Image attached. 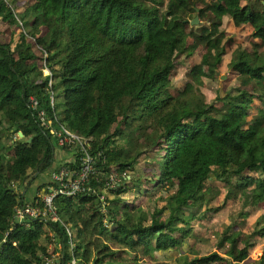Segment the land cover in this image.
<instances>
[{
  "label": "trees",
  "instance_id": "16d2710c",
  "mask_svg": "<svg viewBox=\"0 0 264 264\" xmlns=\"http://www.w3.org/2000/svg\"><path fill=\"white\" fill-rule=\"evenodd\" d=\"M16 1L0 0V22L14 29L0 39V264H46L51 253L49 264H147L184 243L192 255L166 264H264V252L250 258L264 211L242 227L264 207V0H31L21 15ZM225 19L251 29V48L229 60L250 89L207 102L196 64L172 92V72L199 46L216 78ZM41 111L53 128L87 138L96 156L88 193L54 197L72 249L62 221H13L22 196L32 202L57 186L62 159ZM60 149L76 168V153ZM112 170L129 177L109 188Z\"/></svg>",
  "mask_w": 264,
  "mask_h": 264
},
{
  "label": "rangeland",
  "instance_id": "374dc122",
  "mask_svg": "<svg viewBox=\"0 0 264 264\" xmlns=\"http://www.w3.org/2000/svg\"><path fill=\"white\" fill-rule=\"evenodd\" d=\"M30 6H31V0H17L15 2L16 12L17 14H20V15L23 14L26 8ZM199 24H200V20L198 21V24H194V25H199ZM220 29L226 32L228 39L225 42L226 53L223 56L221 62L216 66V78L210 77L208 75L209 71L207 69V65L204 63V56L207 54V51L204 49V47L199 46L195 49V51L188 58H184L182 61H180V63L176 66V69L172 72L171 87H170L172 92H175L177 89L183 87L184 82L186 81V72L189 71L196 64H202V68H201V72L203 74L202 91L205 95L207 102L213 101L218 93L223 95L224 92H226L227 90H229L231 87H234V86H241V87L250 89L251 85L246 80H240L239 77L237 76V72L231 69V67L229 66V60L232 56L231 53L233 50L235 51L237 49L243 50V49L251 48V42L253 41V39L250 36L251 29L248 26L239 27V28L234 27L231 21H228L226 19L224 20ZM12 32H14V29L12 26H9V25H6L0 22V39L2 41H8L9 33H12ZM191 41L192 40L190 39V42ZM39 63L42 64V62H39ZM44 74H47V70L44 71ZM254 109L255 108H251L249 110V113L253 114L255 112ZM52 142L54 144V151H55L56 158L58 157L59 153L62 152L64 154V158H62V160H65V161L69 160V158L71 157V154L69 153V151L61 150L60 147L56 145V142H55V139H53V136H52ZM144 157L145 156L142 154L138 158L140 166L143 164ZM56 158L55 160L57 161L58 159ZM139 165H137L138 170H140ZM124 199L129 200V201L134 200L131 193L127 194ZM144 202H146V200H144ZM220 203H222V201L218 199L217 204H220ZM228 210L232 213L231 214L232 220H234V218L236 219L237 212L240 210L239 202L229 203ZM263 211H264V207H261L260 210L256 211L255 215L247 217L246 224H243L242 226L243 229L245 231L247 229L249 230L251 226L253 225L255 218L259 214H261ZM261 226H264V221L261 222L260 227ZM251 240L257 242V245L250 253V258L255 259L259 257L261 254H263L264 252V231L262 232L258 231L257 234L252 236ZM47 247L52 252L53 245L47 243ZM186 255L191 256L192 254L188 252V246L186 243H184L180 248H178L175 251L156 252L154 261H145L144 263L166 264L173 259L182 261V259ZM243 264H247V263L244 262Z\"/></svg>",
  "mask_w": 264,
  "mask_h": 264
},
{
  "label": "built area",
  "instance_id": "2783aa9c",
  "mask_svg": "<svg viewBox=\"0 0 264 264\" xmlns=\"http://www.w3.org/2000/svg\"><path fill=\"white\" fill-rule=\"evenodd\" d=\"M50 99L51 104L53 105V97L51 96ZM29 100L31 107L35 108L37 105V101L32 97ZM39 120L41 126L49 128L50 133L53 136V139H55L56 145L58 147H67L76 153L75 161L77 162V167L70 168L65 165V163H68V161L61 160L60 168L52 172L51 174V180L56 182V187L51 186L47 191H45V189H42L32 202L27 201L24 196H22L23 199L21 200V203L17 207H15L13 214V221L15 219H18L19 223H22L20 221L21 219L29 218L30 220H34L37 218L46 219L47 217H50L51 220L60 221L56 214L54 197L57 194L76 196L79 194L88 193L91 190L90 176H96L97 173V170L95 169L96 156L90 153V147L87 138L69 131L62 125H60L58 128H53L52 126H50L44 111H41L39 113ZM125 177L129 176H127L124 172L119 173L117 170H112L106 178V185L109 188H115L122 182V179ZM99 199L101 200L103 205L102 212L104 215H106L107 212L104 208V192L99 196ZM64 227L66 235L69 238L70 249H72V229L67 225H64ZM56 256L57 254L54 255L53 253H51V256L47 259L46 264L52 262V259ZM70 264H75V260H72Z\"/></svg>",
  "mask_w": 264,
  "mask_h": 264
},
{
  "label": "water",
  "instance_id": "95a60500",
  "mask_svg": "<svg viewBox=\"0 0 264 264\" xmlns=\"http://www.w3.org/2000/svg\"><path fill=\"white\" fill-rule=\"evenodd\" d=\"M198 17H194L191 21H190V24L191 25H194V24H198ZM16 137H18V138H21L23 135H22V133L19 131V132H17V134L15 135ZM31 139L29 138V139H27L26 141L27 142H29ZM96 202H98V200H96ZM22 223H29L31 220L29 219V218H27V219H21L20 220ZM19 223V220L18 219H15L14 220V224H18Z\"/></svg>",
  "mask_w": 264,
  "mask_h": 264
},
{
  "label": "crops",
  "instance_id": "0c3cea01",
  "mask_svg": "<svg viewBox=\"0 0 264 264\" xmlns=\"http://www.w3.org/2000/svg\"><path fill=\"white\" fill-rule=\"evenodd\" d=\"M55 158H56V156H55ZM62 158H64V154L62 152H60L59 155H58V157H57V159L60 160Z\"/></svg>",
  "mask_w": 264,
  "mask_h": 264
}]
</instances>
